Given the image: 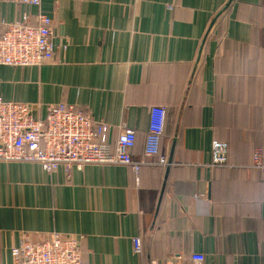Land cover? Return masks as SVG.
Here are the masks:
<instances>
[{
    "label": "crops",
    "instance_id": "crops-1",
    "mask_svg": "<svg viewBox=\"0 0 264 264\" xmlns=\"http://www.w3.org/2000/svg\"><path fill=\"white\" fill-rule=\"evenodd\" d=\"M53 16L55 52L39 66L0 64V97L124 125L143 157L150 108L165 106L169 165L90 163L46 171L0 160V264L24 237L74 235L88 264H264V0H0L4 22ZM215 139L228 162L212 164ZM155 157L151 158L154 160ZM142 250L135 251L133 238Z\"/></svg>",
    "mask_w": 264,
    "mask_h": 264
},
{
    "label": "built area",
    "instance_id": "built-area-1",
    "mask_svg": "<svg viewBox=\"0 0 264 264\" xmlns=\"http://www.w3.org/2000/svg\"><path fill=\"white\" fill-rule=\"evenodd\" d=\"M39 5L41 0H11ZM29 15L4 22L0 34V64L16 67L39 66L51 60L55 52L53 16L39 12L36 23L29 22ZM150 122L145 138L143 157L132 154L136 144V131L122 126L115 148L107 141V124L88 114L62 104L50 105L44 118H37L28 103L5 100L0 97V160L37 162L46 171L58 167L66 170L90 163L124 164L136 173L143 165H169L167 155L161 152L167 109L154 105L150 108ZM227 142L215 139L212 143V164L228 162ZM155 157L154 160L151 158ZM253 165L264 174V149L255 148ZM264 209V203H263ZM13 247L17 264H88L84 260L80 239L74 235L53 232L34 242L28 237ZM134 249L142 250L140 237L133 238ZM205 255L195 252L189 256V264H205ZM149 264L162 263L157 259Z\"/></svg>",
    "mask_w": 264,
    "mask_h": 264
},
{
    "label": "water",
    "instance_id": "water-1",
    "mask_svg": "<svg viewBox=\"0 0 264 264\" xmlns=\"http://www.w3.org/2000/svg\"><path fill=\"white\" fill-rule=\"evenodd\" d=\"M170 162H171V158H170Z\"/></svg>",
    "mask_w": 264,
    "mask_h": 264
}]
</instances>
